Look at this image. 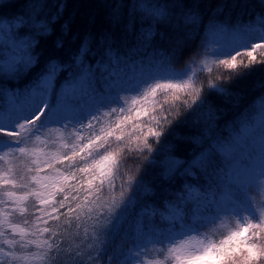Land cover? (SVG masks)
<instances>
[{"label":"snow or ice","instance_id":"obj_1","mask_svg":"<svg viewBox=\"0 0 264 264\" xmlns=\"http://www.w3.org/2000/svg\"><path fill=\"white\" fill-rule=\"evenodd\" d=\"M123 7L111 6L113 25L122 26L127 34L134 31L137 20L141 24L135 46L123 55L114 47V35L105 33L99 45L103 53L92 65L85 60L91 52V38L86 37L70 62L49 59L23 90L0 89L7 100L0 105V161L7 164L0 168V244L9 246L8 250L0 246V264H98L110 249L108 264H166L169 259L172 264H261L264 97L226 125L228 135L223 136L216 124L221 110L211 104L205 85L197 86V80L213 68L236 72L242 67L246 71L236 75L243 78L256 64L264 65V59L254 55L264 51V17L257 16L260 27L230 29L212 15L206 25L204 56H193L177 70L160 55L145 68L143 61L138 64L131 56L151 47L157 36L174 44L169 49L173 57L182 56L191 46L193 32L204 26L203 16L198 6L180 0L173 4L133 0L125 22ZM41 8L30 4L26 13L0 20V76L18 79L39 63L40 38L51 35L60 14L40 19ZM222 11L223 7L217 9ZM160 24L169 26V34L157 31ZM21 28L28 31L21 34ZM251 38L260 42L249 44ZM123 43L126 47V36ZM62 46L58 39L56 47ZM237 49H244L247 63L237 60L242 56ZM65 71L68 77L57 89V78ZM231 79L209 75L207 92L234 95L226 86ZM174 122L200 129L188 139L206 147L190 161L172 154L174 146L166 136L182 138L171 127ZM54 133L59 135L52 138ZM133 153L142 160L130 174L131 168L122 164ZM15 160L20 163L14 164ZM156 167L165 181L202 177L206 188L185 180L179 191L165 189L173 198L166 199L161 209L150 202L157 188L147 178ZM250 189L261 198L257 200ZM65 208L66 212L60 211ZM17 213L22 223L12 222ZM61 217L64 225L73 218L77 229L83 224V237L74 247L63 246L67 229L61 230ZM206 225H217L210 228L212 233L227 232L217 241L200 231ZM9 234L19 239H8ZM117 237L133 241L132 246L113 248ZM32 247L36 250L28 251ZM150 252L162 253L164 259H148Z\"/></svg>","mask_w":264,"mask_h":264},{"label":"trees","instance_id":"obj_2","mask_svg":"<svg viewBox=\"0 0 264 264\" xmlns=\"http://www.w3.org/2000/svg\"><path fill=\"white\" fill-rule=\"evenodd\" d=\"M133 0H2L0 3V20L2 19H12L20 14L29 11L30 4L42 5L39 12L38 18H51L53 15L57 14L59 11L58 18L52 23V33L47 37L40 38V44L36 51L40 54L39 63L35 68H33L27 75L21 76L18 79L4 78L0 76V89H6L9 91L23 90L30 82L36 77L37 73L40 72L44 65L49 59H59L62 62H70V58L73 54L77 53L80 49L81 43L86 37L91 38V52L85 56L86 62L95 65L96 61L100 59L103 49L99 47L100 41L105 33H111L117 41L114 47H119L121 55L135 46V32H138L141 24L137 20L134 31L125 34L122 26L113 25L110 21L111 6L115 4H123L125 7L121 9L125 22H127V16L129 12V6L132 4ZM161 4H173L176 0H157ZM181 3L185 5H196L198 10L203 16L204 26L198 27L196 31L192 34V41L190 48H186L183 55L179 57H173L169 51L174 44L170 45L167 40H160L159 36L155 37L152 46L147 49H141L139 52L131 56L132 60H135L138 64L143 61L145 68L149 63L155 58L158 59L160 55L167 56L171 67L180 70L184 68L186 62L196 56L200 58L206 54V50L203 45L207 42L208 36L206 35V25L208 24L209 17L215 15L217 23L228 26L232 28H242L246 24H257V16L260 15L264 17V0H180ZM62 10L60 9V6ZM219 7H223L222 12H217ZM144 26H147L145 22ZM261 26V25H260ZM28 30L26 28H21L20 33L24 34ZM158 32H165L169 34V26L166 24L157 25ZM126 36V47L124 46ZM58 39L63 40L62 47H56V41ZM244 49L241 51L242 56L237 57V60L243 59L244 63H247L248 57L243 55ZM256 55L257 60L264 59V51L258 50ZM246 70L242 67L238 68L236 72H245ZM236 72L225 71L223 67L213 68L211 74L200 73L199 79L197 80V86L201 82L205 85V93L207 94L208 100L211 104L221 110L217 112L219 119L216 121L217 132L223 136H227L228 132L225 130V126L230 122L234 121L239 117L244 111L260 97H264V65L256 64L250 74L240 78L236 75ZM211 76L215 79L217 76L221 77H231L232 79L227 83V87L234 94L230 97H224L217 95L215 92H207V82L208 77ZM68 77V72H61L56 81V87L59 89L60 85ZM186 98V97H185ZM55 97L53 96V100ZM190 102V101H189ZM116 107V105H113ZM181 112L183 113V108L181 107ZM175 115V112H173ZM171 119V117H169ZM50 127L56 128L57 125H51ZM175 128L176 133H178L182 138L177 139L175 134L167 135V141L174 146L173 155L178 157L182 161H190L194 153H198L202 150L204 146H200L191 142L188 137L196 136L199 134L200 129L191 125V123L186 125H177L175 122L171 126ZM159 130V129H158ZM59 133H54L52 138L58 136ZM163 139V138H162ZM69 143L72 141L69 140ZM152 143V138L149 139ZM31 147V145H29ZM155 147V144H154ZM56 150V146H52V151ZM144 155H147L145 150ZM142 157L139 154L133 153L132 156L127 160L126 164H122V168L130 167V174H134L136 166L141 163ZM219 161V158H217ZM25 163L28 161L25 160ZM20 160H15L14 164H19ZM7 164L4 161H0V168H6ZM60 167V165H57ZM146 167V165H142ZM160 171L159 167L152 168L149 171L150 180H153L154 185L157 188L156 195L151 198L150 202L154 203L157 207L163 209L164 201L166 199H172L173 197L169 195L165 189L171 192L179 191L182 184L187 180L190 184H199L202 189L206 188V182L204 178L194 179L192 177H177L174 182H168L158 177ZM195 171V170H194ZM199 175V174H197ZM12 190V189H5ZM3 191V190H0ZM75 195V193H73ZM118 195V193H117ZM219 195V193H218ZM103 196L107 197L108 193L105 190ZM261 197H257L259 200ZM57 199H62L57 197ZM80 202L79 198L76 202H73L72 207H75V203ZM32 201H29L31 204ZM65 209H61V212H66ZM33 209L29 207V212ZM31 219V217H29ZM23 217L17 213L15 218L12 220L13 223H22ZM64 217H61V225L67 229V235L63 241L64 247L75 246L80 243L83 237V224L80 229H77V221L73 218L69 225H64ZM51 223V222H50ZM90 223V222H89ZM222 234H226L227 229H218ZM48 234H45L44 238H47ZM8 239H19L18 236L14 237L9 234ZM31 238V237H29ZM133 241L129 240L127 242L123 241L121 238L117 237L113 242L112 247L123 246L125 248L131 247ZM5 250H8L9 246L2 245ZM34 247L28 249V251H35ZM19 253V249H17ZM112 255L111 249L106 256L101 257L98 264H108L107 256ZM113 264H116L113 261ZM264 264V261L261 262Z\"/></svg>","mask_w":264,"mask_h":264},{"label":"rangeland","instance_id":"obj_3","mask_svg":"<svg viewBox=\"0 0 264 264\" xmlns=\"http://www.w3.org/2000/svg\"><path fill=\"white\" fill-rule=\"evenodd\" d=\"M10 20V19H9ZM248 26H254V27H260V25L257 24H246L244 25L242 28H246ZM259 39L258 38H251L249 40V44H254V43H259ZM238 51H242L243 49H237ZM211 58V57H210ZM221 59L224 57H220ZM11 91H9L10 93ZM7 103V100L4 96H0V105H4ZM250 194L253 195L255 198L260 197V195L256 192L255 189H250ZM219 224V221H217V225ZM217 225H206L205 227L200 228L201 232H207L209 233V235H211L213 237V239L215 240H219L221 238V236L223 235L221 232H219L218 230L215 233L210 232V228H216ZM230 227L234 228L236 227V225L234 223H230L229 225ZM148 259L154 260V259H164V255L162 253H149V256L147 257ZM166 264H172L171 260L169 259Z\"/></svg>","mask_w":264,"mask_h":264}]
</instances>
